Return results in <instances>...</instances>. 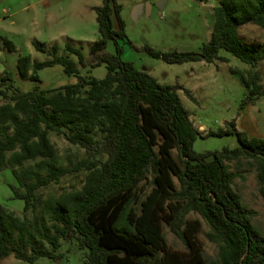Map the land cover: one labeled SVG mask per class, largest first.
<instances>
[{
	"label": "trees",
	"instance_id": "trees-1",
	"mask_svg": "<svg viewBox=\"0 0 264 264\" xmlns=\"http://www.w3.org/2000/svg\"><path fill=\"white\" fill-rule=\"evenodd\" d=\"M122 8L117 0H103L94 8L100 37L91 47L92 57L98 58L92 67L105 64V77L83 76V52L66 45L77 62L58 55L55 44L50 59L20 57V74L38 81L40 70L62 65L77 82L16 88L13 94L0 89L9 98L0 105V172L12 166L25 188L13 187L14 197L35 212L32 219H20L0 203V262L9 255L31 264L42 256L59 260L62 240L76 239L87 250L86 264H264V232L254 224L257 212L242 201L234 184L238 174L228 165L250 160L264 196V138L240 131L233 120L209 135H236L239 146L196 152L193 143L202 134L178 88L195 96L183 86L164 85L122 58L118 40L127 39ZM214 16L211 39L200 52L165 53L151 46L146 51L167 63L228 61L220 49L253 68L264 61V47L247 45L240 34L247 24L264 28V0H219ZM110 40L117 42L116 54L104 51ZM34 45L45 50L40 42ZM5 46L15 50L9 39ZM253 68L237 70L249 91L244 105L264 96L261 73ZM13 81L7 70L0 84L14 87ZM51 132L85 148L88 157L73 168L57 166ZM29 160L33 163L27 164ZM82 170L87 174L80 188L44 200L39 196L41 188ZM147 181L150 191L143 185ZM203 223L209 227L206 237L218 247L214 258L205 256ZM165 224L184 249L168 243Z\"/></svg>",
	"mask_w": 264,
	"mask_h": 264
},
{
	"label": "rangeland",
	"instance_id": "rangeland-1",
	"mask_svg": "<svg viewBox=\"0 0 264 264\" xmlns=\"http://www.w3.org/2000/svg\"><path fill=\"white\" fill-rule=\"evenodd\" d=\"M162 2V8L156 16L149 15L146 7L141 5ZM123 6L121 16L125 22L124 31L127 39L120 38L122 58L134 63L137 69L145 70L164 85H179L189 89L195 96L190 98L183 89L178 88L183 105L191 112L194 125L201 131L193 143L196 152L206 153L221 150L224 147L239 146L236 135H209L213 131L225 129L226 124L237 121V127L249 136L264 138V96L255 102L244 105L249 91L243 77L237 70L253 68L232 53L220 49L219 54L227 57L228 61L217 59L214 62L202 60L167 63L162 58L151 56L146 47L151 46L156 51L200 52L203 45L210 41L214 28V8L219 0H117ZM103 0H0V81L5 72L13 74L14 87L0 84V89L13 94L16 88L23 91L41 88H58L67 83H75L78 78L70 76L62 65L49 66L39 71L40 80L31 76H23L18 69L20 57L32 56L33 60L44 61L52 56V46L58 44L60 56H69L79 62V58L66 48L68 43L80 49L87 59L85 66L80 65V71L86 77L103 78L106 76L105 64L92 67L98 58L92 57L91 47L99 39V23L95 7L101 6ZM117 24V23H116ZM245 43L255 48L264 47V28L257 24H247L240 30ZM14 42L15 50L5 46L6 40ZM35 42L43 44L45 50L35 47ZM117 42L108 41L104 51L109 54L117 53ZM261 73L264 85V61L257 67ZM9 100L0 95V105ZM51 141L57 149V166L73 168L80 160L88 157L85 148L69 142L64 135L55 132L50 134ZM175 157L180 160L177 149L173 150ZM33 161H27V164ZM232 171L237 172L234 181L243 202L257 212L254 224L264 232V196L260 192L257 170L250 160L244 159L241 164L236 161L228 162ZM87 171L72 172L62 177L58 183L43 187L39 190L41 199L50 195H60L65 191L75 190L83 185ZM12 166L0 172V203L6 213L23 219H32L33 209L25 210V201L14 197L13 187L25 191L16 177ZM144 188L150 191L152 185L143 182ZM42 204H39L41 211ZM190 217H199L191 213ZM209 227L203 223L200 239L204 243L205 256H218V247L206 236ZM166 239L172 246L184 249V243L171 228L165 224ZM51 249L49 244H45ZM59 260L40 257L35 264H86L87 250L82 248L75 239L62 240ZM0 264H31L26 260L9 255Z\"/></svg>",
	"mask_w": 264,
	"mask_h": 264
},
{
	"label": "water",
	"instance_id": "water-1",
	"mask_svg": "<svg viewBox=\"0 0 264 264\" xmlns=\"http://www.w3.org/2000/svg\"><path fill=\"white\" fill-rule=\"evenodd\" d=\"M140 7H146L147 9V13L149 15H152V16H156L157 15V11L159 9H161L163 6H162V2L160 1L159 3L157 4H148L147 6L146 5H141Z\"/></svg>",
	"mask_w": 264,
	"mask_h": 264
}]
</instances>
